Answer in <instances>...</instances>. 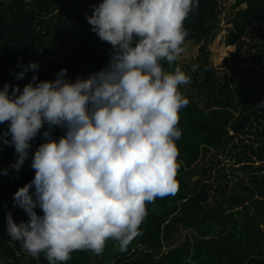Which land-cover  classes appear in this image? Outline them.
<instances>
[{
  "label": "clouds",
  "instance_id": "obj_1",
  "mask_svg": "<svg viewBox=\"0 0 264 264\" xmlns=\"http://www.w3.org/2000/svg\"><path fill=\"white\" fill-rule=\"evenodd\" d=\"M198 4L99 0L85 18L109 45L102 67L74 79L61 67L54 78L38 79L37 61L18 60L14 78L33 70L30 79L0 86V140L15 153L0 173L19 172L33 139L43 137L31 152L34 175L12 194L28 219L17 223L11 211L4 217L5 232L27 254L62 264L74 250L100 254L109 239L124 251L146 202L175 192L179 111L188 103L179 85L190 79L176 61L184 20ZM54 127L62 134L53 135Z\"/></svg>",
  "mask_w": 264,
  "mask_h": 264
},
{
  "label": "trees",
  "instance_id": "obj_2",
  "mask_svg": "<svg viewBox=\"0 0 264 264\" xmlns=\"http://www.w3.org/2000/svg\"><path fill=\"white\" fill-rule=\"evenodd\" d=\"M99 0H0V86L5 81L26 83L33 70L19 80L18 60L38 62V79L54 78L61 67L66 76L98 70L109 58V45L100 40L85 18ZM226 42L231 44L255 38L263 42L247 53L240 46L232 52L234 61L244 63L235 78L220 79L205 45L220 30V0H199L195 12L184 20L187 41H201L199 66L192 73L193 85L203 93L188 98L179 111L181 136L174 193L146 202L147 214L124 251L109 239L100 254L74 250L62 264H264V138H251L249 132L264 134V0H234ZM242 40V41H243ZM183 43V44H184ZM167 67L166 62H163ZM178 63V61H176ZM6 124H0V132ZM254 128V130H253ZM63 132L54 127L53 135ZM43 137L37 134L29 156L19 172L9 168L0 173V259L12 264H48L43 253L33 257L5 232V213L11 211L19 223L27 220L22 208L13 204L12 194L34 175L31 152ZM249 139L251 142H249ZM238 148L234 150V148ZM215 151L208 164L198 166L200 157ZM231 155L249 171V183L236 179L222 163L221 155ZM15 159L14 148L0 140V168ZM261 161L254 164V161ZM199 177L193 179L194 175ZM214 181H210L212 178ZM206 179V180H205ZM208 179V180H207ZM215 183V186L213 184ZM229 188V190H228ZM215 198L214 200L211 198ZM40 212V208H36ZM181 228L185 229L181 236Z\"/></svg>",
  "mask_w": 264,
  "mask_h": 264
},
{
  "label": "rangeland",
  "instance_id": "obj_3",
  "mask_svg": "<svg viewBox=\"0 0 264 264\" xmlns=\"http://www.w3.org/2000/svg\"><path fill=\"white\" fill-rule=\"evenodd\" d=\"M221 4H222V9L220 10V30L218 32V34L211 40L209 41L206 45H205V49L209 50V59L212 61V63L214 64V67L216 69V73L219 76L220 79H224V78H235L236 76L239 75V68L240 66H242L244 63H239L234 61L235 59L233 58L232 52L236 50V48L238 46H240V51L241 52H245L247 53V47H249V45H254L253 47V51L255 52L256 50H258L259 47V43L263 42V39H259L258 36L255 34V38H251L249 37L248 34H245L243 37L245 38L244 40L241 39V41H236L234 43H227L226 42V37L228 36L229 30L232 26V23L230 21V17L232 15V3L234 2V0H220ZM263 29H264V20L260 21ZM243 40V41H242ZM202 44H203V40L195 42V41H187L183 44L184 47V51L183 53L180 55V59L178 60V63L181 65V67L189 74L190 79L187 83L185 84H181V86L183 87L182 92L184 95H195L198 96V92L199 89L197 88V86L193 85V79H192V73L195 71H193L191 69V65L193 64H197L199 66V61L198 58L202 55ZM204 94L200 93V95L198 96L199 101L201 102V104L205 103V100L203 97ZM254 130V128H253ZM248 136H250L251 138H264V134H257V133H253L252 131L249 132L247 134ZM249 142L250 139H249ZM238 148V146H236V148H234V150H236ZM240 148V147H239ZM238 148V149H239ZM215 151H210L208 153H206L205 155L200 157V160L197 163V167L201 166V165H205L208 164V159L213 155ZM221 159L223 160L222 163L220 165L225 164L226 167H228L226 169L227 172H230L228 170L233 169L232 167H237L236 169H233L235 172L234 173H228L230 176L229 179V188L233 185H235V180L236 179H240V178H244L245 181L247 183H249V178L251 176V173L249 171H246L244 169H242L241 163L236 161V158L234 156L231 155H225L222 154L221 155ZM261 161H254V164H258ZM230 164V168L229 165ZM231 165H233L231 167ZM200 168L198 167L197 170H199ZM199 177V174H197ZM206 180V179H205ZM208 180V179H207ZM210 181H214L213 177L209 179ZM213 186H215V183L213 184ZM228 188V190H229ZM214 200L215 198H211V200ZM181 236H184L185 229L181 228L180 230Z\"/></svg>",
  "mask_w": 264,
  "mask_h": 264
},
{
  "label": "built area",
  "instance_id": "obj_4",
  "mask_svg": "<svg viewBox=\"0 0 264 264\" xmlns=\"http://www.w3.org/2000/svg\"><path fill=\"white\" fill-rule=\"evenodd\" d=\"M0 264H12L7 260L0 259Z\"/></svg>",
  "mask_w": 264,
  "mask_h": 264
},
{
  "label": "water",
  "instance_id": "obj_5",
  "mask_svg": "<svg viewBox=\"0 0 264 264\" xmlns=\"http://www.w3.org/2000/svg\"><path fill=\"white\" fill-rule=\"evenodd\" d=\"M197 177H198V175H194V176H193V179H195V178H197Z\"/></svg>",
  "mask_w": 264,
  "mask_h": 264
}]
</instances>
